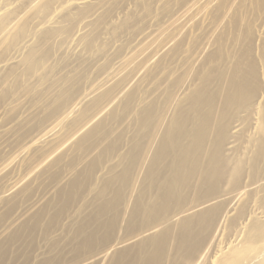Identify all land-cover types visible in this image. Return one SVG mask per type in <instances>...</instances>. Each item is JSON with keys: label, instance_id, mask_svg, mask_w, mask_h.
<instances>
[{"label": "bare ground", "instance_id": "1", "mask_svg": "<svg viewBox=\"0 0 264 264\" xmlns=\"http://www.w3.org/2000/svg\"><path fill=\"white\" fill-rule=\"evenodd\" d=\"M124 1L35 0L56 18L32 46L19 7L0 18L2 36L19 17L10 46H31L21 67L40 83L3 86L2 102L12 87L29 98L2 103L1 118L34 114L0 127V264L38 235V264H264V0L166 1L171 20L113 68L89 80L97 58L79 56L55 71V40L79 25L77 45L94 50ZM126 13L114 37L131 28ZM16 59L0 63L6 83Z\"/></svg>", "mask_w": 264, "mask_h": 264}, {"label": "rangeland", "instance_id": "2", "mask_svg": "<svg viewBox=\"0 0 264 264\" xmlns=\"http://www.w3.org/2000/svg\"><path fill=\"white\" fill-rule=\"evenodd\" d=\"M2 1H3V3H2ZM33 1L35 2V0H32V2L30 1L31 3L29 2V0H18V1L17 0H0V4L2 3L0 5L1 6V8H0V10H1L0 11V14H1L0 15V18L4 14H6L7 12H9V11H12L14 9L18 10L17 7H19L20 8L19 10L22 11V13H21V11L20 12L19 11L17 12L18 16L19 17L21 16L20 18L22 19V21H21L22 24L21 25H24L25 24V26H26V35H29L30 39L32 37L34 39V40H31V43H29V45H31L32 43H33L32 45H34L37 42V39H36L37 37L35 35H33L34 32H36V30L40 29L43 26V24L46 23V22H48V21H51L50 23H53L54 24L55 21H52V19L55 20L54 18H56V17H54L55 15H53V14H51V15L49 14L48 17H46L43 12H40L39 11V7L34 8V2ZM72 1L74 2L75 0H72ZM143 1H145V0H125L124 2H122L123 4H119V6H117L118 9L116 8L115 12L112 13V15L111 14L109 15V18L106 19V22L103 23V25H102V27L100 29L101 30V38L104 37V38H106V40H104V39L97 40V42L95 44V49L94 50H91L90 51V50H87V49L83 48V46L81 44H78L77 45L78 36L75 35L73 37V35L77 31V29L79 28V25H76L75 30H74V33L70 34V36H67L65 38H62L63 40L60 39V37H59V39H56L55 42H54L55 47H53L54 44L51 45L53 47L52 48L53 49L52 58H51V60H49L50 62L49 61H47V62H49L50 64L52 62V64H54V70L59 72L61 69H63V68L66 67L67 63L68 64L72 63V66L69 65L68 66V69L67 68L66 69L67 70H69V69L72 70L74 63L76 65L79 64L78 63L79 56L80 57L81 56L82 57H86V56L89 57V56H91L92 58H97V59L98 58H101L98 61H97V59L94 60V61L92 60L93 64L90 63V62L88 64H86V66L87 65L89 66V69L91 68L90 70L87 68L88 69L87 71L89 72L88 75H87L88 78H89V80H92L96 76L98 77L100 75V74L98 75L99 72L97 71V69L99 70V68H100V66L102 64L108 63L110 61L108 64H111L112 65V68H113L115 65H117L118 63H120L121 61H123L124 59H126L129 56V54L135 49L133 40L136 37V35L138 36V35L141 34V32L143 33L144 31H148L149 28H151V30H156L158 28L164 27L171 20V19H168L167 17L163 16L162 15V12H160L163 4H165L164 2L170 1L171 6H172V9H173V12L174 11L177 12V9L179 10V8H178V4H179L178 2H179V0H153L152 1V11H151L150 14L146 15V13L144 12V9L142 8V6L140 4ZM15 2H18V3L15 4ZM3 6H4V8H3ZM58 7H59V4L57 6H54L53 9L55 10V8H58ZM127 10H128V12H131L132 14L134 12L135 14L133 16L136 15L135 18L136 19L138 18V19L136 20L133 17V19H132L133 22H132L131 28L128 31L122 33L123 35L121 34V35H119V37L118 36L117 37H114L112 35V29H111V26L110 25H112L113 23H114L113 25H115L118 22H121V20L123 18H125V16H126L125 13H126ZM2 12H4V13H2ZM72 12H75V10H73ZM126 14H129V13H126ZM144 16H145V21H143L144 20L143 19ZM17 19L16 20H13V22L11 21L9 23V25L7 27L8 31L4 35H2V36L0 35V63L3 62L2 60H4V61L8 60L9 61V59L11 57L12 58L15 57L17 59L20 57L18 59V61H15L17 63L16 65L20 64V68L19 69L17 68V67H19V65L18 66L14 65V66H16L15 68L19 70V72L17 73V75H18L17 76V80L15 78H13V79L7 81V83L4 82V80L6 81V79L4 78V76H7V73H8V70L7 69H10V66L11 65L9 64V66H8L9 68L8 67H4V66H2V67L0 66L1 67L0 68L1 69L0 72L2 73V74L0 73V106L3 105L2 103L7 104L6 102H8L7 107H6V105H3L7 109L9 108L8 105H10L9 104V101H14V102L16 101V103H19L21 100L25 99V97H28V95H26V96L24 95L25 93L23 92V90L21 88L19 89V91H16L15 92V90L13 89V87L19 86V85L20 86H22V85L23 86H26L28 84H32L36 89H40V83L38 81H36L37 79L36 78H33L34 76L32 77V76L27 75L22 70L23 67H21V66H23L22 63H21V61H23V60H21V59H24L25 56H27L28 50L31 48L32 45L29 46V45H27V43L26 44H23V45L20 44L19 45L20 47L22 46V48H25L23 50H22V48H20L21 49L20 51L18 50L19 49V46L16 47L17 49L15 47H13V48H15V50H13V48L10 46L11 43H12V40H13L14 36L16 35V32H17V30H15V27L13 25L11 26L10 24L11 23L15 24L16 21H17ZM139 20H141L143 22H140ZM137 21H139V22H137ZM135 23H137V26H136ZM40 25H42V26H40ZM133 25H135V26H133ZM40 30H38V31H40ZM144 33H146V32H144ZM76 36H77V38H75ZM68 37H71V39L68 38ZM73 38H74V40H73ZM75 41H76V43H74ZM60 43H61V45H60ZM73 43L76 44V45L74 46ZM25 45H27L28 47L26 48ZM26 49H28V50H26ZM16 50H17V52H16ZM117 50H120V52L117 51ZM116 51H117V54L114 55V53ZM18 52H21V53H18ZM101 52H103V53H101ZM99 53H101V54H99ZM17 54H18V56H17ZM13 55H16L17 57L16 56L13 57ZM103 55H104V57H103ZM9 56H11V57L9 58ZM56 57L57 58L61 57V59L59 58L56 61ZM88 57H86V58H88ZM102 57L104 59H102ZM54 58H55V61L56 62L55 61H52V60H54ZM75 59H77V61ZM100 60L101 61L103 60V62H101ZM99 61L101 63H99ZM49 63H47V64H49ZM90 64H92V66H94V64L95 65L96 64L97 65L98 64H101V65L100 66L98 65V67L96 65V68H95V66L92 68V66ZM76 65L74 66V68L76 67ZM2 68H4V69H2ZM6 71H7V73H6ZM65 72H66V70H65ZM8 83H9L10 86H13L12 87V90L13 91H11V92H13V94L11 93V96H8L2 102L1 100L4 98V96H3V93H4L3 86L6 85V84H8ZM22 94H23V96H22ZM14 96L15 97L17 96L16 97L17 100H15ZM18 97H20V99ZM21 97H23V98H21ZM28 98H26V99H28ZM12 99H14V100H12ZM28 100H30V99H28ZM14 102H12V104ZM14 104L11 105V107H14V106H17L18 105V104L17 105L16 104L14 105ZM26 107H27L26 110L28 112L25 110V107H24V109L21 108V110L15 108V112H17L18 114H16L15 112H13V114H10V113L7 114L8 116H6V118H4L5 117L4 116L3 117L4 119L0 117L1 118L0 127L1 126H6V124L9 125L10 123L13 124L12 122L15 123V121L20 118V120H17L19 122L16 121L17 122L16 124H18V123H20L22 121V119H24V117L26 115L29 116V117L26 116L25 119H29L30 117H32L31 114L32 115L34 114L33 108H31L30 105H27ZM28 107H30V109ZM22 110H24L26 112H24ZM31 111H32V113H31ZM21 112L23 114H25V113L26 114L23 115ZM17 115L18 116L21 115V116L18 117ZM22 115L24 117H22ZM16 117H18V118L16 119ZM13 119L14 120L16 119V120L13 121ZM8 122H10V123H8ZM15 139L16 138H13V139L10 138V143H11V140L12 141L14 140L11 144L16 143L17 140L15 141ZM19 141L20 140H18L17 142H19ZM24 170L22 169V171H24ZM37 193L38 192H35L34 195H36ZM39 193H42V190H41V192L39 191ZM39 193L36 196L41 195ZM35 238H36L35 244H33V246L31 247V249H30V247L29 248H25L26 251L24 253L23 252H17V253H15V256H12V262H13V264H16V262H17V264H19V263L20 264L27 263L29 261V258H27L28 257V254H30V257H31L29 264H33L34 262H35V264H38L40 262V260H42V258H43L42 256H41L42 258L41 257L37 258L38 260L35 259L36 261L35 260L34 261L32 260V259H34V256L35 255H33L34 253H32L31 250L34 249V248H37L39 246L41 247V245H42V247L45 246L44 240H43V237L42 236H39L38 235ZM32 239H30L29 242H31ZM60 242H61V246H63L65 244L64 241H60ZM17 260H19V262ZM12 262L10 264H12Z\"/></svg>", "mask_w": 264, "mask_h": 264}]
</instances>
